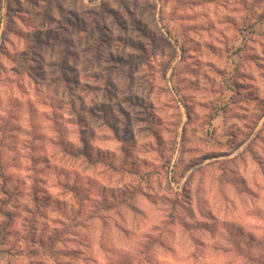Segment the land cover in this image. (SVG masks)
<instances>
[{
    "label": "rangeland",
    "instance_id": "1",
    "mask_svg": "<svg viewBox=\"0 0 264 264\" xmlns=\"http://www.w3.org/2000/svg\"><path fill=\"white\" fill-rule=\"evenodd\" d=\"M113 3L104 42L151 45L119 116L49 9L0 0V264H256L264 0Z\"/></svg>",
    "mask_w": 264,
    "mask_h": 264
},
{
    "label": "clouds",
    "instance_id": "2",
    "mask_svg": "<svg viewBox=\"0 0 264 264\" xmlns=\"http://www.w3.org/2000/svg\"><path fill=\"white\" fill-rule=\"evenodd\" d=\"M24 3L25 7H32L33 13H43L47 8L53 15L56 16V24L50 25L51 27H57V25H63V29H68V32H64L62 28V35L72 34L77 41V48L81 50V61L87 58L89 63V71L99 74V79L90 81L92 83H98L103 85L109 79L115 84V88H112V97L107 102L112 104V111L116 116H119L120 105L128 107L124 97H133L134 94H140L138 89L141 86V77L146 71V56L151 54V45L149 41H145L147 47H149L148 53H139L135 56H128L127 54L132 50L126 49L123 52H117V47H109L102 39V32L107 34L104 29V25L108 28L113 26V17L110 8L116 7L113 0H38L39 7L28 5L25 0H20ZM127 4L128 12L133 13L135 16H140L143 13L145 19L148 18V12L144 11L145 5L152 2V0H125ZM251 5V0H249ZM119 11L124 13L125 7L120 4ZM257 11H264V5H261ZM39 18L37 17V20ZM71 20L75 28L69 26L66 21ZM19 27L23 28L24 25L19 24ZM28 31L29 29H25ZM7 31L6 28L0 27V32ZM11 39H15L11 36ZM11 48V45H9ZM110 53H117V55L125 56L126 59L122 62L116 63L111 57ZM99 56V59H97ZM155 63V61H153ZM109 87H111L109 85ZM100 92H104V88L100 89ZM103 98V96L101 97ZM258 116H264V107L260 109H253L249 113L250 122L255 120ZM258 255L260 259L256 264H264V253H254Z\"/></svg>",
    "mask_w": 264,
    "mask_h": 264
}]
</instances>
